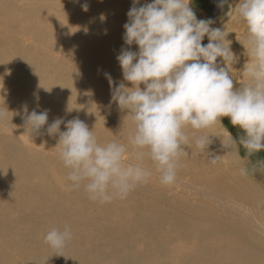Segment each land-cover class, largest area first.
I'll return each instance as SVG.
<instances>
[{
	"label": "bare ground",
	"instance_id": "bare-ground-1",
	"mask_svg": "<svg viewBox=\"0 0 264 264\" xmlns=\"http://www.w3.org/2000/svg\"><path fill=\"white\" fill-rule=\"evenodd\" d=\"M58 1L0 0V109L7 113L4 121L13 127V131L4 130L9 132V140L14 136L19 139L21 134L24 147L41 149L44 154L41 158L28 149L26 151L22 144L0 139V184L4 183V194L0 196L1 221L9 228L4 239L19 250L17 255L4 252L1 247L0 264H150L146 260L151 254L153 256L151 251L155 245L161 249L162 245L158 243L165 238L175 233L181 236L189 234L191 230L198 238V250L195 249L191 258L182 256L181 264H227V255L220 252L221 244L208 239L213 236L212 227L222 229L227 226L203 212L185 196V192L193 193L192 190L197 189L208 195L210 200L229 206L217 196L223 193L222 188L228 187L227 165L221 161L225 156L219 132L222 129L218 125L209 129L213 132L210 134L212 143L208 151L212 155L209 158L218 156L216 163L210 162L206 156L197 155L194 149L186 148L188 153L179 161L174 185L168 187L159 182L156 187L160 191H156L141 184L126 199H113L102 204L90 200L83 186L72 188L67 179L68 170L59 159L58 152L30 139L33 133L29 132L26 124L16 120L20 113L14 110L17 114L13 115L11 110L14 107L10 102L24 111L27 108L29 113L33 106H42L50 116L52 109L49 104H56L54 118L63 119L65 123L70 117L79 118L93 131L99 143L116 141L126 144V155L135 162L136 150L128 144L133 125L126 116L127 110L121 111L116 102H111L110 85L105 76V73H110L117 84L123 80L116 57L122 46L129 47L124 45L122 36L132 0L127 4L120 0H84L89 4V10L74 7L73 10H80L76 20L66 19L64 6ZM150 2L152 0H140L141 5ZM233 18L225 31H232V35L242 31L244 40L245 30ZM237 40L238 37L234 42ZM130 48L138 50L135 44ZM246 61L243 63L242 58V65ZM14 83L20 99L12 93ZM124 83L131 87L130 82ZM143 162L153 170L152 176L158 175L155 164L147 156ZM247 185L246 181L240 182L235 188L236 193H242V187L248 189ZM91 203L93 211L89 212ZM97 216L103 221H95ZM82 218L93 220L83 224L79 222ZM34 221L42 224V237L35 243ZM187 222L190 227L186 230ZM215 223L219 224L214 226ZM65 226L70 227L72 239L59 253L62 255H58L45 243L44 237L50 229L63 230ZM170 226H173L172 230ZM231 226L241 242L234 248L238 255L231 254L230 257L242 260V264L254 262L252 253L256 240L245 236L249 231L245 229L242 232V225L231 222ZM164 233H167L165 238L162 236ZM10 255L22 259L18 261Z\"/></svg>",
	"mask_w": 264,
	"mask_h": 264
},
{
	"label": "clouds",
	"instance_id": "clouds-1",
	"mask_svg": "<svg viewBox=\"0 0 264 264\" xmlns=\"http://www.w3.org/2000/svg\"><path fill=\"white\" fill-rule=\"evenodd\" d=\"M226 4L229 0H219L217 7L223 9ZM189 5L190 0H152L143 5L132 0L122 36L129 47L122 46L116 57L123 80L117 84L105 73L111 102L127 110L133 125L128 144L136 150L135 162L128 159L126 144L99 143L79 118L66 123L58 118L47 127L48 135H59L58 155L68 170L70 186H83L90 200L102 204L123 200L147 183L153 170L145 166L146 156L155 164L160 183L168 187L177 182L186 148L216 163L218 156L209 158L212 133L206 130L224 125V117L243 130L239 144L248 156L264 150V0H239L235 6L236 17L247 29L245 40L239 41L248 57L240 73L243 83L236 89L232 69L240 55L227 39L232 31L211 27L212 18L197 19ZM81 8L88 11L89 4ZM205 37L207 44L202 43ZM134 44L137 51L130 48ZM6 116L0 109V121ZM24 118L29 132L39 133L48 123V111L29 113L25 108ZM222 143L229 151L237 149L230 132ZM257 164L264 167V160ZM240 173L246 175L247 169L241 167ZM71 239L68 226L63 230L54 227L44 237L58 255Z\"/></svg>",
	"mask_w": 264,
	"mask_h": 264
},
{
	"label": "rangeland",
	"instance_id": "rangeland-1",
	"mask_svg": "<svg viewBox=\"0 0 264 264\" xmlns=\"http://www.w3.org/2000/svg\"><path fill=\"white\" fill-rule=\"evenodd\" d=\"M24 1V0H22ZM73 1V2H71ZM127 2L129 0H120ZM60 5L64 6V13H66V19L68 20H76L79 19L77 16L79 15L80 10H73L74 7L81 6L84 3V0H60L58 1ZM68 3H71L70 6ZM219 3V0H192L191 7L198 9L194 10L197 16V19H207V18H212L214 23L211 25L213 28H220L221 30H225V27H228L232 20L235 17V22L237 24H241L240 27H243L245 30V36L244 40L246 38V26L245 24L242 25V21L239 20L236 17V12H235V6L238 3L237 0H229V4L224 5L223 9H220L217 7ZM74 5V6H73ZM117 6V5H116ZM235 32V31H233ZM239 33L236 34H230L228 35L227 39L231 41V48L232 50L240 55V60L238 63L233 65V73L236 75L233 77V82H234V89L241 87V83H243V79L240 76L241 71L243 70L244 65H242V58H243V63L244 60H247L248 57L244 55L245 53V48L244 46L240 43L239 40H242V31H238ZM239 35V36H238ZM233 37H238V40L234 42ZM203 44L208 43L207 37L202 41ZM243 49V50H242ZM245 50V51H244ZM243 52V53H242ZM220 59V58H218ZM231 75V73H230ZM14 87V88H13ZM12 90L14 94H16L19 99V90L17 88V85L14 83L12 86ZM4 95L3 93H1ZM1 95V96H2ZM3 97V96H2ZM5 98V95L4 97ZM18 99V100H19ZM7 100V99H6ZM22 102L23 101H19ZM12 106L14 107L12 111L13 115H16L17 113H20L18 118L16 120L22 122L23 124H26L25 118H24V113L25 111L23 109H20L21 107H17L18 105L10 102ZM15 104V105H14ZM25 105V104H23ZM1 106V104H0ZM56 104H49V108L52 109V114L51 116L48 114V119L49 120V125L51 124L50 121L54 122L56 118ZM36 110L38 113L45 111L43 107L39 106H33L31 110ZM54 109V112H53ZM59 109V108H58ZM14 110L17 112L15 114ZM42 110V111H41ZM19 111V112H18ZM28 111V109H27ZM76 111L75 114L76 115ZM53 118V119H52ZM71 120V117L68 118ZM222 123L224 125L218 124V127L221 128L219 131V128H216L220 134H221V139L223 141H227L229 138V132L233 136L234 139L237 140V149L233 147L231 151L230 149L223 148L222 151L224 152V157L221 159L222 164L225 166L227 169V174L226 178L228 180V187L222 188L223 193L218 194L217 196L222 198L224 202H226L229 206H226L224 203L220 201H215V200H210L208 195H205L201 193L197 189H193V193L188 191L185 192V196L188 198V200L191 203H195L199 208L204 210L206 214L210 215L211 217L215 218L216 221H218L221 224H224L227 226V228H211L214 230L212 238H208L210 241L215 242V243H220L221 244V250L220 252L222 254H226L227 257L225 259L227 264H242V260L236 258V257H230L231 254H236L238 255V252L234 251V248L239 247L240 242L237 240V231H235L232 226L231 222H234L235 224H240L242 225V232H244L245 229H247L248 234L245 236L248 238H253L255 239L256 243L254 244L253 248V256L252 260L254 262H245L246 264H264V167H261L257 164L258 161L264 160V150L252 155L248 156L246 149L242 145L239 144V138L240 136L244 135V132L242 129L238 127H233L230 124V121L227 117L222 118ZM48 125V126H49ZM101 125V122L99 123ZM26 126V125H25ZM27 127V126H26ZM61 127L65 129V125L62 123ZM4 128L13 131V127L11 124H8V122H5L4 120L0 123V139L5 141V142H15L17 144H22L21 146L24 147V141L22 138L23 136L20 134L19 139L18 137H12L13 140H9V135L7 131L4 130ZM63 128H61V131H64ZM47 127L44 125L43 128L40 130L39 133H33V135L30 137L34 142H38V145L47 146V147H53L55 152H58V140H59V135H47L46 131ZM217 130H213L214 132ZM229 130V131H228ZM208 132L209 129L207 130ZM6 133V134H5ZM213 134V132H212ZM7 135V137H6ZM28 138L27 135H24ZM9 138V139H8ZM22 138V139H21ZM17 139V140H15ZM24 149L29 152H32L36 154L37 156H40L41 158H44L43 152H41V149L35 150L30 147H24ZM50 150V148H47ZM34 151V152H33ZM39 151V152H38ZM51 151V150H50ZM38 153V154H37ZM51 158V156H49ZM56 158V157H55ZM58 160V159H57ZM60 161V160H59ZM61 162V161H60ZM244 167L247 169V174L246 175H241L240 173V168ZM156 179V181L154 180ZM248 183L247 188L242 187V193H236L235 188L237 185H239L240 182H245ZM159 176L154 175L151 176V178L148 180L147 183H144L148 186V189L150 190H156L160 191L159 188L156 187V184L159 183ZM2 183V182H1ZM4 185V183H2ZM0 184V196L4 194V186ZM258 191V192H257ZM3 193V194H2ZM242 194V202L240 201V195ZM212 199V197H211ZM214 199V198H213ZM233 208L238 209V211H234ZM2 208L1 204V199H0V209ZM88 211L92 212L93 211V204L91 203L88 206ZM96 212V210L94 209ZM203 211V212H204ZM1 210H0V248L4 252H9L11 254H17L19 255V250L14 248L13 246L9 245L5 241V237H7V232L9 228L3 225L1 221ZM16 215H19L16 213ZM24 217L22 214L20 215ZM92 218H82L79 220V222L85 224L87 221H92ZM97 222L103 221L102 218L96 217L94 219ZM191 220V219H190ZM2 223V226H1ZM219 223H215L214 226H217ZM36 225V229L34 226ZM42 224L40 222L37 223V221L33 222V232H34V243L37 240H40L42 237V233L40 232V226ZM181 225V224H180ZM186 226V223L185 225ZM171 227V226H170ZM173 227V226H172ZM172 227L170 228L172 230ZM186 230L189 229L190 224L187 222ZM163 228V227H160ZM180 228V227H179ZM229 228V229H228ZM182 229V228H180ZM192 229V228H191ZM39 231V232H38ZM169 233V232H168ZM176 235L169 236L165 238L167 233L163 234L162 236L165 238L162 242H159L161 244L162 248L163 246L165 247L162 251L160 248H158L156 245L152 248V254L147 258L146 262L150 264H181L182 263V256H187L189 258L192 257V255L195 253V249L198 250L197 244H198V238L194 237L193 232L189 234H182V236L178 233H175ZM192 236H191V235ZM185 235V236H184ZM243 235V233H242ZM191 236V237H189ZM157 241V240H156ZM156 241L153 243V245L156 243ZM3 242V243H2ZM39 243V242H38ZM37 243V245H38ZM160 246V245H159ZM200 246V245H199ZM156 251V252H155ZM159 253V254H158ZM189 254V255H187ZM163 255V256H162ZM12 258L16 259L19 261V259H22L21 257L13 256L10 255ZM161 256V257H160ZM157 257V258H156ZM156 258V259H155ZM160 258V261L158 260ZM162 259V261H161ZM157 260V261H154ZM161 262V263H159Z\"/></svg>",
	"mask_w": 264,
	"mask_h": 264
},
{
	"label": "water",
	"instance_id": "water-1",
	"mask_svg": "<svg viewBox=\"0 0 264 264\" xmlns=\"http://www.w3.org/2000/svg\"><path fill=\"white\" fill-rule=\"evenodd\" d=\"M191 4H192V0H190V7H191ZM192 8V7H191ZM193 10H197L198 11V9H195V8H192Z\"/></svg>",
	"mask_w": 264,
	"mask_h": 264
}]
</instances>
